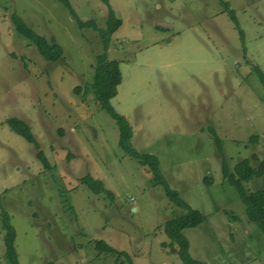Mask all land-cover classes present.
I'll list each match as a JSON object with an SVG mask.
<instances>
[{
	"label": "rangeland",
	"instance_id": "rangeland-1",
	"mask_svg": "<svg viewBox=\"0 0 264 264\" xmlns=\"http://www.w3.org/2000/svg\"><path fill=\"white\" fill-rule=\"evenodd\" d=\"M223 1L238 26L221 0H108L121 19L106 48L121 74L110 104L130 124L131 145L154 154L168 185L204 215L182 230L190 255L209 264H264V234L221 172L222 157L232 169L242 158L256 166L264 156V85L252 69L264 74V0ZM69 5L0 0V211L15 229L17 262L127 264L98 252L95 240L102 239L133 264H183L162 225L185 210L119 147L114 119L89 88L104 50L98 32L78 21L104 28L106 5ZM12 12L59 44L61 56L43 59L14 29ZM10 116L29 124L49 169L7 126ZM87 172L112 195L81 182ZM242 186L253 191L263 179ZM3 236L0 224V264H9Z\"/></svg>",
	"mask_w": 264,
	"mask_h": 264
},
{
	"label": "trees",
	"instance_id": "trees-1",
	"mask_svg": "<svg viewBox=\"0 0 264 264\" xmlns=\"http://www.w3.org/2000/svg\"><path fill=\"white\" fill-rule=\"evenodd\" d=\"M59 1L68 7L70 6L69 0ZM102 2L107 8L106 24L104 28H99L96 25L94 19L78 21L79 27H90L98 32L99 40L102 45V49L104 50L103 52L97 53L95 56L93 74L89 88L93 91L99 107L105 110L114 119L118 128L119 147L127 155L135 159L138 164L146 166L152 175L154 184L161 186L164 195L168 198V200L173 205L185 210L184 213L177 214L167 219L162 225V231L168 237L170 241L168 244L171 246L172 251H176L177 256L183 264H209L202 260L195 259L190 255L188 251V241L182 232L184 228L199 224L204 219V215L199 210L191 208L187 202L180 197L179 192L168 185L158 168V159L154 154L148 152H139L131 145L130 137L132 132L130 124L128 123L125 116L116 112L113 106L110 104V98L116 93V86L120 82L121 74L118 67V61L107 58L106 48L108 46L111 34L121 24V19L114 16L113 10L109 5L108 0H102ZM221 3L225 7V10H227L231 19H233L235 22V25L238 26L232 9L228 7V3L223 0H221ZM10 19L14 29L30 41V43L35 47L36 51L43 59L53 61L61 56V46L54 40H47L45 37L37 34L15 12L11 13ZM252 69L256 73L261 83L264 85V74L260 68L257 65H253ZM74 90L78 92L79 87L75 86ZM5 122L10 130L33 144L34 148L36 149V158L41 162L43 168L49 169L51 165L43 151L39 148V144L30 131L29 124L24 119L16 116H10L6 118ZM207 129L210 135L213 137L218 150L221 151V141L213 126L209 124L207 125ZM255 139V135L251 136V140ZM251 157L253 159L257 158L254 153L251 154ZM221 172L223 178L236 189L239 198L244 203L245 215L247 219L255 223L260 231L264 234V187L257 188L253 191H246L242 186L243 182L249 181L254 177H262L264 185V156L259 159L258 165L256 166L250 164L249 158H242L233 165L232 169L228 168L226 160L222 157ZM80 180L95 193L104 192L108 195H112L111 191L104 187L103 182L100 179L93 178L88 172L80 177ZM0 215V224L4 231V257L9 264H18L17 254L13 244L15 238V229L10 222L9 214L2 207ZM173 243L176 245V250L173 247ZM94 247L98 252L113 256L117 262L120 259L121 261L125 260L127 264H133L132 259L126 251L116 249L102 239H96ZM121 257L123 259H121Z\"/></svg>",
	"mask_w": 264,
	"mask_h": 264
}]
</instances>
